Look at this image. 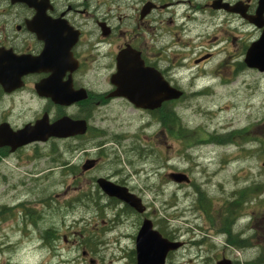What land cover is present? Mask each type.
<instances>
[{
    "label": "rangeland",
    "instance_id": "1",
    "mask_svg": "<svg viewBox=\"0 0 264 264\" xmlns=\"http://www.w3.org/2000/svg\"><path fill=\"white\" fill-rule=\"evenodd\" d=\"M217 22L207 20L206 15L199 17L194 23L199 39L162 33L164 48L174 54L190 58L200 54L198 48L180 47L187 40H194L195 47L216 48L208 62L193 69L194 89L199 92L170 108L173 120L179 121L173 134L157 118L117 106L97 114L95 125L100 130L87 143L91 147L77 148L79 144L72 140L56 141L32 146L20 159H2L0 264H7L13 243L39 240L47 230L54 233L48 240H59L53 245L57 255L51 263L133 264L137 216H127L125 211L119 217V206L111 208L103 198L100 206L94 197L83 196L84 181L77 182L78 173L73 172H79L84 160L96 157L101 164L94 176L124 182L142 200L146 217L159 232L185 242L166 264H216L222 256L236 264H251L256 255L250 257V246L243 248L240 243L243 249L237 250L228 245L227 236L216 235L209 223L225 215L235 218L232 237L255 244L260 256L256 263H263L264 74L240 65L245 53L241 45L249 47L258 38L235 31L237 23L221 35L215 31ZM233 39L230 44L219 43ZM171 172L185 173L190 184L171 182L166 178ZM238 191H244V201ZM235 200L243 203L236 208ZM27 210L41 216L36 224L37 217L32 223L26 220ZM232 241L236 246V240Z\"/></svg>",
    "mask_w": 264,
    "mask_h": 264
},
{
    "label": "flooded vegetation",
    "instance_id": "2",
    "mask_svg": "<svg viewBox=\"0 0 264 264\" xmlns=\"http://www.w3.org/2000/svg\"><path fill=\"white\" fill-rule=\"evenodd\" d=\"M258 2L0 0V127H6L8 132H17L35 125L44 116L49 123L65 116L72 120H85L88 124L86 134L66 140L77 142V148H87L91 147L87 143L98 136L100 128L95 123L97 114L102 110L110 111L119 106L142 117L157 118L158 121L164 114H169L170 108L175 109L186 95L193 96L199 92L194 89L193 69L208 62L213 57L211 52L216 50L206 44L195 47L194 40H187L180 47L190 51L198 48L200 54L192 58L174 54L169 47L164 48L162 33L167 37L178 33L184 37L197 35L196 39H199L200 34H194V23L206 15L207 20H219L214 27L221 35L226 28H231L232 23H237L235 31L257 39L264 30V11L258 12ZM224 6L229 10L233 7L235 10L236 6V11H227ZM250 20H257L262 26L258 27ZM222 42L230 44L235 41H219ZM245 46L242 44L240 50L246 51ZM143 73L144 81H141ZM163 81L171 88L182 91L179 100L162 102L154 109L138 108L130 102L131 98L140 95L158 96ZM74 95L72 103H63V100ZM143 126L140 131L144 130ZM66 140L51 138L45 143H30L17 147L12 153L10 146H2L0 164L3 158L20 159L37 144ZM103 145L99 143L97 146ZM91 159L96 161L92 169L82 171L84 162L89 160L86 159L77 172V182L84 181L86 186H80V191L86 189L83 196L94 197L100 206L102 198L111 208L112 205L119 206L117 215L120 217L127 207L104 197L96 180L104 178L133 191L111 176H94V172L100 168L101 158ZM129 215L137 216L139 222L145 217L127 211ZM25 217L29 223L37 217L35 224L41 218L37 214L31 215L28 210ZM253 221H257V216ZM209 223L213 225L216 235H232L236 224L234 217L226 215L215 223L210 219ZM49 234L47 230L40 233L39 240L13 243V252L9 254L7 264H54L50 262L57 255L53 245L59 240H48ZM172 239L180 240L178 237ZM238 242L240 244V240ZM256 249L251 245L250 257L256 255L250 260L251 264H257L260 259Z\"/></svg>",
    "mask_w": 264,
    "mask_h": 264
},
{
    "label": "water",
    "instance_id": "3",
    "mask_svg": "<svg viewBox=\"0 0 264 264\" xmlns=\"http://www.w3.org/2000/svg\"><path fill=\"white\" fill-rule=\"evenodd\" d=\"M224 8L227 11H236L234 7L229 10L226 6ZM264 11V0L258 2V12ZM251 23L261 27L262 24L257 20H250ZM245 66L250 69L264 72V30L262 31L259 39L250 44L243 60ZM141 74V81H144ZM149 76V73H146ZM159 78V82H160ZM160 84V83H159ZM157 95H140L137 98H129L136 107L143 109H154L159 106L160 103L176 100L181 96V92L171 89L166 82L163 81L160 94ZM71 98L63 100V103L70 104ZM85 97L83 96L82 99ZM87 130V123L84 120H72L68 117H63L56 122L49 124L47 117H43L37 121L33 126H26L23 130L17 132H8L6 127H0V147L10 146L11 152L17 147L27 145L32 142H46L50 138L65 139L74 137L77 135L85 134ZM94 161H87L83 166L84 170L92 168ZM175 182L186 181V178L180 174H173L170 176ZM99 188L109 197L115 198L135 212L142 214L144 207L141 200L134 194L128 192L125 187L114 185L111 182L100 178L96 181ZM180 242L169 241L163 238L162 235L153 229L152 222L149 219L142 221L141 227L135 238V255L136 264H165V259L171 251H176L181 247ZM217 264H229V261L223 260L217 262Z\"/></svg>",
    "mask_w": 264,
    "mask_h": 264
},
{
    "label": "trees",
    "instance_id": "4",
    "mask_svg": "<svg viewBox=\"0 0 264 264\" xmlns=\"http://www.w3.org/2000/svg\"><path fill=\"white\" fill-rule=\"evenodd\" d=\"M169 118L171 117L170 116L166 117L165 115H163L161 124L165 127V130H167L170 134H173V129L174 127H176L177 121L176 120L174 121L173 119H169ZM235 204H238V202L236 201ZM132 254L134 256V253ZM133 262H134V259H133Z\"/></svg>",
    "mask_w": 264,
    "mask_h": 264
},
{
    "label": "bare ground",
    "instance_id": "5",
    "mask_svg": "<svg viewBox=\"0 0 264 264\" xmlns=\"http://www.w3.org/2000/svg\"><path fill=\"white\" fill-rule=\"evenodd\" d=\"M236 202V201H235ZM235 202H234V205H237V204H235Z\"/></svg>",
    "mask_w": 264,
    "mask_h": 264
}]
</instances>
